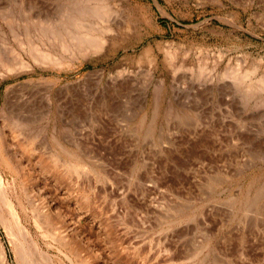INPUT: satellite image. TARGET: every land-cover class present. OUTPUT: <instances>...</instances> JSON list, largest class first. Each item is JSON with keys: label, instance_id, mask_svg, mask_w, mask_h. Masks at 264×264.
<instances>
[{"label": "rangeland", "instance_id": "obj_1", "mask_svg": "<svg viewBox=\"0 0 264 264\" xmlns=\"http://www.w3.org/2000/svg\"><path fill=\"white\" fill-rule=\"evenodd\" d=\"M0 217L6 264H264V0H0Z\"/></svg>", "mask_w": 264, "mask_h": 264}, {"label": "bare ground", "instance_id": "obj_2", "mask_svg": "<svg viewBox=\"0 0 264 264\" xmlns=\"http://www.w3.org/2000/svg\"><path fill=\"white\" fill-rule=\"evenodd\" d=\"M97 48V47H96ZM46 60V59H45ZM75 166V165H74ZM85 166V165H84ZM3 197V196H2ZM5 205L7 206L6 208H8V212L10 213V217L12 218V222L11 223H15L14 225H16V227L18 226V228L23 231V233H27V230L25 229V227L20 223V219H19V215L16 211V208L14 206V204L12 203V201L9 200H5ZM1 218V217H0ZM2 220V218H1ZM6 226V225H5ZM9 228V225H8ZM11 230V229H10ZM19 230V231H20ZM20 231V233H22ZM11 232V231H10ZM28 234V233H27ZM30 258V257H29ZM24 259V258H23ZM27 260V259H26ZM0 264H6V255H5V250L4 247L2 245V243L0 242Z\"/></svg>", "mask_w": 264, "mask_h": 264}]
</instances>
